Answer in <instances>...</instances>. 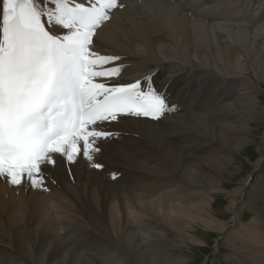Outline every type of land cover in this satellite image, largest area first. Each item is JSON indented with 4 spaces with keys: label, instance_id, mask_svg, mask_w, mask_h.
<instances>
[{
    "label": "bare ground",
    "instance_id": "bare-ground-1",
    "mask_svg": "<svg viewBox=\"0 0 264 264\" xmlns=\"http://www.w3.org/2000/svg\"><path fill=\"white\" fill-rule=\"evenodd\" d=\"M124 2L129 7L94 37L98 53L123 65L108 82L150 71L157 85L170 77L175 110L158 121L126 116L106 124L118 135L97 145L102 168L54 154L58 163L47 167L42 187L0 179V264H187L182 248L207 244L195 227L239 243L233 264H264V170L256 173L264 169V128L252 170L263 187L244 178L226 190L223 176L242 170L234 157L251 144V122L264 123V0ZM167 187L172 196L159 199ZM215 196L224 211H214ZM258 202L263 221L242 227V209L258 212ZM70 218L80 222L59 226ZM243 249L247 261L237 257Z\"/></svg>",
    "mask_w": 264,
    "mask_h": 264
},
{
    "label": "snow or ice",
    "instance_id": "snow-or-ice-1",
    "mask_svg": "<svg viewBox=\"0 0 264 264\" xmlns=\"http://www.w3.org/2000/svg\"><path fill=\"white\" fill-rule=\"evenodd\" d=\"M128 7L124 0H0V179L42 187L47 167L58 163L54 154L102 168L97 145L118 135L106 124L121 116L158 121L175 110L170 77L157 85L150 71L108 82L123 65L98 53L94 37Z\"/></svg>",
    "mask_w": 264,
    "mask_h": 264
},
{
    "label": "rangeland",
    "instance_id": "rangeland-1",
    "mask_svg": "<svg viewBox=\"0 0 264 264\" xmlns=\"http://www.w3.org/2000/svg\"><path fill=\"white\" fill-rule=\"evenodd\" d=\"M263 19H264V10H263ZM263 91H264V86H263V90H261L262 93L258 94L260 105H264V92ZM225 100H226V96H225ZM220 104L221 103L219 102V106H220ZM258 121L259 120L251 122V124H250V126L252 128V130L250 132V138H249L251 141V144L249 146H247L246 153H244L242 155V157L241 156H235L234 157V159L236 158V160L234 161L235 162L234 164L238 167H241V164H242L243 165V167L241 168L242 170L236 171V170L232 169L228 173L223 175L225 178L224 184L228 188V189L226 188V190H232L233 188H236V186L239 185V181L241 179H244V178H247L246 181L248 182V184L251 181L252 182L257 181V184H260L261 187H263V183L261 182L263 179L262 177L252 179L253 175H256V173H260L259 175L263 176V170H264V169H261L263 166V161H261V163H259V167L261 170L257 171L255 174L252 175V173H253L252 170L254 168L253 164L255 163L256 159L258 158V153L256 154L255 148H257L259 145H262L261 136H262L263 128H264V123H262L260 121L258 122ZM100 171H102V170H100ZM232 174L234 175L233 178H232V176H233ZM130 180H133V179H130ZM126 182H130V181L129 180L124 181V182H122V181L116 182L115 181L114 183L116 185H119V186H124V184ZM134 187H136V186L134 185ZM169 188L170 187H167L164 190H162V189L159 190V199H163V198H167V197L172 196V193H167V190ZM133 193H134V191H133ZM214 200H215V202L212 204V206H215L214 211L215 210H216V212L217 211H224L226 203H225V200H223V197L222 196H215ZM256 205L258 207V209H257L258 212L252 211V210L247 209V208L242 209V214L240 216V221H241V223H243V224H241L242 227L245 226V224H248L250 222L251 218L252 219H254V218L258 219L260 222L263 221V210H262L263 205L260 202L256 203ZM31 214H32V216H35L32 213V211H31ZM225 215L226 216H222V217H224V219L223 218L222 219L224 220L225 223H228L232 218L234 219V216H232L233 215L232 212H231V215H228V213L225 212ZM76 218H72V219L70 218L68 223H67V220H63V221L60 220L59 226H68L70 224L76 223L77 221H79V219H76ZM143 222L147 223L148 219H145ZM229 225H234V223L232 222ZM195 228H194V230L198 231L199 233L202 231L204 232V234L206 233L205 235L208 236L207 238H205L207 244H204V243L195 244L194 243V245H193V244L189 243L190 248H182L183 249L182 251L184 252V254L187 255V258H188L187 264H233V262H232V261H234V260H232L233 259L232 258V256H233L232 251L233 250L231 251V249L233 247L239 249V243L235 244L233 246L232 244L226 242L225 239L222 238L223 235L222 234L219 235V233L217 231H206L204 228H201V229L197 228V227H195ZM232 228H234V227H232ZM240 229H242V228H240ZM152 233H154V232H152ZM135 235H139V234H135ZM245 237L250 238L251 236H250V234H247V236H245ZM191 245H193V246H191ZM215 247H216V250H215ZM249 248H253V247H249ZM246 249L245 250L243 249V251L240 250V253H239V255H237V257L240 256V259L245 260V261L249 260V258H250L249 256H247V257L242 256L244 254H248V250H246ZM247 262H250L251 264L253 263L252 260H249Z\"/></svg>",
    "mask_w": 264,
    "mask_h": 264
}]
</instances>
